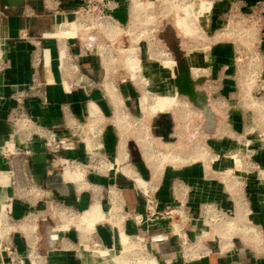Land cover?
Instances as JSON below:
<instances>
[{
	"label": "rangeland",
	"instance_id": "1",
	"mask_svg": "<svg viewBox=\"0 0 264 264\" xmlns=\"http://www.w3.org/2000/svg\"><path fill=\"white\" fill-rule=\"evenodd\" d=\"M107 1L109 2V0H82L79 6L75 7L72 0H63V3L52 6L56 8L45 10V13L51 17L50 32L54 30L56 21L58 22L62 15L71 16L72 19L77 20L78 34L76 41L78 44L87 43L90 46L92 53H90L89 58H92L97 66L94 69V75L97 79L96 81L94 80L93 84L91 82L92 78L89 77L91 74L90 68L81 67L78 63L80 57H71L69 55L71 53L67 43L70 40L63 39L68 47L66 49V68L69 67L70 69V72L64 75L65 80L68 83H72L74 88H80L86 84H88L87 89L94 86L95 90L99 89L101 95H104V91L106 92L104 88L106 80L112 81L117 89H119L120 85L130 91L129 93L134 97V100L130 107L126 106V104H121V101L118 100L119 104L117 105L119 107L114 109L113 104L106 96L105 101L108 103L106 106L100 107L97 104L103 114V117L99 116L98 118L89 117L84 106H81L85 117L81 121H77L72 130L69 129L68 132L64 130L63 134L58 135L59 142H61L60 140L63 142L57 151L51 145L49 134L46 131L42 135L20 132L15 134L16 136H13V138L11 137L9 142L15 145L16 150L14 152L18 153L15 159L20 162L27 155V151L22 148L26 144L24 138L38 137L36 139L41 145V149L55 161V169L52 175H61L64 167L67 166L64 164V160H68V165L73 170L82 173L84 185L80 190L77 185L70 183H66V185L71 187L74 196L79 194L94 198L92 203H87L83 207L77 206L76 208L68 207L67 204L63 203L69 201L67 199L56 200L52 207L50 202L42 201V205H44L47 212L53 213L57 220H61L60 225L67 224L70 232H75L76 240H79V244L87 246L85 247L87 251L105 249L110 246H104L96 240L93 243L90 241V243L83 242L90 234H82L83 232L81 231L76 232L75 224L78 216L95 201L102 205L104 211L112 209L110 211L112 218L120 219L131 241L129 251H121L118 255V258L127 262V264H147L146 260L149 257H154L158 264H163L149 245V236L155 224L176 225L177 231L173 230L169 231V233L176 237L177 248L175 252L181 255L183 259H186V255L200 257L205 252L210 253L209 249L200 250V246L203 245L206 238H210V240L206 239V242L216 245L221 238L226 237L233 242L238 241V243H241L246 248V252L255 260H261L264 257V233L260 222L252 218L251 215L246 216L244 219L235 216L233 212H226L217 207L221 217H214L209 211L213 209L212 205H214L215 201H213L212 195H208L206 191L207 202L202 203L196 217L194 219L190 217V221H188V218L182 216L188 206L184 198H187V194L190 192V189L182 180L184 179L181 176L182 169L198 164L213 167L215 163H219L218 157L214 159L218 156V152L214 150L217 146L219 147V138L215 136V129L219 125V119L221 118H215V111L216 113L217 111L222 113L226 106L222 109L216 104V92L218 91L214 88L216 86L215 79L211 78L210 75L209 78H203L206 85H202V83L195 85V91L204 93L206 96L207 105L203 109L195 107L189 102L187 97L183 95L177 96L174 93L173 96L176 99L185 103L182 110L169 108L165 114H160L159 112L150 114L148 110H145L147 106L151 107L154 105L155 99L172 94L176 90L174 85L176 66L173 68L172 60L176 63L177 61L169 45H175L179 49L178 55L185 61L189 60L191 63H196L193 67H197L202 65L200 57L208 56L215 50V47L220 44H226L230 47L228 48L229 50L227 49V53H233L232 62L237 73L233 77L237 81V92L233 93V95L230 94V96H233L234 99L238 96L241 99V103L244 101L239 104V109L245 116L243 124L245 127L238 135L227 138L225 150L230 151L231 146L234 149L232 150V155L240 151L247 156L248 163H255L247 153L251 144L247 146L246 142L251 141L253 143L254 140L255 146L260 144L264 146V137H256L252 140L250 139L251 133L248 134L246 131L250 130L251 127L255 129L253 135L260 136L264 134V129L262 128L264 120L261 117L264 114V61L260 57L259 61L250 62L251 55L259 53L257 42L260 36V23L256 24V21L248 19L246 15H242V19L238 18L236 12L225 8L228 0H205V2L199 3V9L194 5L201 0H141L143 4L140 2L137 7L131 5L133 14H131L128 0H121L120 8L113 6L111 3L107 5ZM206 1L212 2L210 17L213 18V22L211 21L208 26L204 23L206 16L201 18L202 15L207 13L205 6L209 2ZM183 2H189L193 6L182 5ZM220 12L222 15H220ZM109 23L112 26H116L118 30L117 34H111V38H108L107 35L111 27L108 26ZM247 31L255 35H253L254 38L251 42L245 37ZM64 36L65 33L59 38ZM165 41L169 45H166ZM51 43L55 46L56 44L60 45L56 39H52ZM4 45L5 41L0 44V53H3ZM99 47H103L106 50L105 53H100ZM60 48L59 46L58 49ZM131 52L136 55L138 60V68L133 63L131 64L137 69L136 71L132 68L129 69L131 66L127 67L123 63L126 54ZM0 59L2 60V56H0ZM162 62L169 63V69L170 66L171 69L163 68ZM105 63L109 64L110 69H106ZM255 66L257 68L253 69ZM3 67V62H1L0 72ZM189 69L193 81L201 78L200 73L198 74L199 71L194 68L195 75H193L191 68ZM137 74H140V80L139 78L136 79L135 76H138ZM135 79L137 82H135ZM142 79L147 84L142 82ZM90 84L93 85L91 86ZM170 88L173 90L169 91ZM122 108L126 109L127 117L121 114ZM22 114H25V111L20 106L13 112L11 111L7 118L14 124L16 119L26 118H22ZM161 115L168 117L165 135L157 133V128L155 127V121ZM247 116L249 118L248 123H246ZM106 131H110L114 135L116 144L120 139L118 146L122 141L126 144L127 153L128 150L138 152L137 154L141 157L142 163L135 167L127 159L125 163L117 166L116 171L110 169L108 164L116 158V145L114 152L109 153L105 150L102 140L104 141ZM86 141H100L102 147L100 149L94 148L89 152L86 147ZM142 142L148 143L150 146L147 153L140 147L143 144ZM70 150H72L71 153H69ZM7 155L11 156L12 154L9 153ZM168 155L170 157L169 160H165L164 156ZM226 157H229L228 154ZM126 165H129L140 177L149 182L150 188L147 194L137 189L134 181L121 173L120 169ZM159 165L160 167H158ZM156 172L161 174L157 178H153V173ZM1 175L8 182L7 174L2 173ZM251 176L252 174L250 173H236L235 177L239 181L245 182ZM217 177L220 176L218 174L214 175L209 170L206 180L213 183ZM26 178L30 179V176H19L14 171L9 186L19 201H8L7 204L20 205L23 202L22 199L30 197L25 195V190L27 191L28 188L25 189L22 186V183H26ZM168 181L169 187H171L169 194L175 192L179 199L182 196L184 197L183 201L172 202L171 200L169 205L160 202L159 192L165 186V182ZM121 185H126L127 188H131L136 193L138 200L141 201L140 208L132 211L121 203ZM173 185L175 186L173 187ZM40 190L49 192L50 188L46 183V185L43 184L40 187ZM112 190L117 193L119 199V203L114 207L109 198ZM197 191L196 188L191 190V193L195 194ZM1 192L2 189L0 195ZM242 193H246L245 186L242 188ZM31 197L33 199H36L35 197L44 199L41 196L34 197L31 195ZM151 201L158 203V212L165 211V208L169 206V210H176L179 213L172 214L170 218L156 220L155 224L147 222L146 218H149V214L144 217L146 215L145 208L146 205L147 207L151 206ZM36 204L37 202H33L31 205L35 206ZM139 214L143 216L142 220L135 219ZM13 215L9 210L6 220H4L5 218L3 219L5 224L3 220L0 221V229L4 224L0 233V241L10 243L12 247H15L14 243L18 241H24L25 243L28 241L32 245V242L35 241V233H33V229L26 226L30 220L28 222L27 218L18 219L13 217ZM94 225V228L98 225L107 226L109 230L111 228V222L109 221H102ZM188 225L190 228H200L199 232L195 233L196 238L191 240L186 234ZM244 225L251 230L244 229ZM206 233L208 235L205 237L204 234ZM183 234H186V239L190 244L191 249L189 251H187V246L181 245ZM138 235H140L139 238L142 240L140 245L137 244L138 241L136 240ZM198 257L193 258V260ZM102 262L100 261L98 264Z\"/></svg>",
	"mask_w": 264,
	"mask_h": 264
},
{
	"label": "crops",
	"instance_id": "2",
	"mask_svg": "<svg viewBox=\"0 0 264 264\" xmlns=\"http://www.w3.org/2000/svg\"><path fill=\"white\" fill-rule=\"evenodd\" d=\"M263 2L264 0H228L225 8L236 12V16L240 19L243 18L242 15H246L248 19L256 21V24L260 23V36L258 42H256L261 59L264 61ZM61 3H63V0H42L38 5H26L19 8L0 6V33L7 36L2 53L4 67L0 72V173H6L8 176L5 190L9 201H19L9 186L14 171L19 176H30V179H25V184L22 183L25 189L28 188L27 191L25 190L26 196H41L44 198L37 199L35 197L36 199H33V197H29L22 199L23 202L20 205L11 204L10 212L14 214L13 217L18 219L27 218L28 222L30 220L26 226L33 229L35 241L32 242V245L28 241L26 243L18 241L14 243L15 247H12L10 243L0 241V264H10L9 251H14L15 255L21 260V264H84V260L78 254L79 251L85 250L84 245L79 244L80 242L76 240L75 232L71 233L68 227L66 231H62V226L64 225L59 224L61 220H57L53 213L47 212L44 205H42V201L50 202L52 207L56 200L67 199L69 201L63 203L67 204L68 207L76 208L77 206L83 207L87 203H92L94 199L79 194L74 196L71 187L66 185L67 182H63L66 187L64 193L53 189H50L49 192L41 191L40 187L43 184L46 185V183L49 185V180L54 177L52 173L55 169V161L41 149L36 136L37 139L33 137L27 139V137L24 138L22 135L26 142L22 148L27 151V155L21 162L15 159L18 153L14 152L11 153V156L7 155L9 152L4 149V146L10 141L11 137L16 136L13 123L7 118L8 114L21 106L29 120L35 122L44 131L54 132L60 136L64 133V130L67 132L69 129L72 130L75 123L85 117L81 106H84L85 109L87 103L92 102L100 107L106 106L108 104L105 101L107 96L114 106V100L118 97L123 104L130 107L134 100V97L129 93L130 91L120 85L119 89L116 87L111 90L107 89V93L104 91V95H101L99 89L95 90L94 86L87 89L88 84H86L83 87L74 88L72 83H68L65 80L64 75L69 73L70 69L69 67L64 69V64L61 60L63 45L55 36L57 33V17L55 18L56 26L50 32L51 17L45 13L46 9L56 8L52 6H57ZM210 15H207L204 19L206 26L213 19ZM220 15H222L221 12ZM253 38L251 41H253ZM52 39H56L60 45L56 44L55 46L51 43ZM67 44L70 47L69 52L71 54L69 55L71 57H80L78 63L81 67L90 68L91 74L89 77L92 78L91 82L94 84V80L96 81L97 79L94 75V69L97 66L95 61L89 58L90 53H92L90 46L87 43L78 44L76 38L70 39ZM59 46L61 47L60 49H58ZM228 48L230 47L226 44L218 45L208 56L200 57L202 65L197 66L199 69L198 74L200 73L201 78H209L211 75V78L215 79L216 86L214 88L218 91L216 92V104L222 109L226 106L222 113L218 111L216 113L215 111V118H221L219 119V125L215 129V136L219 138V147L217 146L214 150L218 152V156L214 159L218 157L219 163H215L213 167L198 164L182 169L181 176L184 178L182 180L190 189L187 198L182 196L179 199L175 192L169 194L171 187H169L168 181L165 182V186L159 192V200L169 205L171 200L172 202H180L184 198L188 206L182 216L190 221V217L193 219L196 217L202 203L207 202L206 191L208 195H212V199L215 201L214 204L217 207L226 212H233L235 215L237 198L242 197L247 202V210L249 212L247 216L251 215L252 218L257 219L264 233V179L258 178L253 168L254 164L264 167V150L256 152L253 156L252 161L255 163H249L251 170L248 172L252 176L247 178L245 182L239 181L235 177L237 172L233 171L227 175L223 164L224 157L234 150L231 146L230 151L225 150L227 147L225 141H227L228 137L241 133L245 127L243 126L245 116L239 109V104H242L241 99L238 96L236 99L230 96V94L233 95V93L237 92V81L233 79L237 73L233 67V53H227ZM99 49L100 53H102L101 47ZM84 53H86L85 56ZM186 61L188 66L193 67L196 64L191 63L189 60ZM192 73L195 75V70ZM93 84L90 85L92 86ZM68 86H70V92ZM83 90H85V93ZM261 117L264 120V114ZM248 122L249 118L247 116L246 123ZM262 128L264 129V125ZM254 130V128L250 127V130L246 131L248 134L251 133L250 139L252 140L258 137V135H253L255 133ZM105 133L104 141L102 140L104 148L109 153L114 152L115 145L117 147L120 139L116 144L114 135L110 131ZM254 143L255 141L253 140L252 149L256 148ZM71 152L72 150L69 153ZM137 153L129 150L127 153V159L135 167L142 163L141 157ZM117 154L118 149H116L115 159L119 158ZM53 157L55 158V156ZM226 159L228 158L226 157ZM232 162L231 160L228 161L230 167ZM209 170L214 175L218 174L220 176L213 183L206 180ZM224 174H226L225 179H222ZM153 178H155L154 175ZM244 186L246 187L245 194L242 193ZM77 187L79 190L82 188V186ZM121 187V203L132 211L140 208L141 201L138 200L136 193L131 188H127L126 185H121ZM196 188L198 191L195 194L191 193V190ZM33 202H37V204L35 206L31 205ZM95 204H99L103 210L102 205L98 201H95L87 209ZM103 212L107 213L108 211L103 210ZM99 222L102 221L97 222L96 219L91 224V227ZM112 226L118 227L120 224L112 221L110 230L107 226L98 225L94 232L89 237H86L83 242L90 241L93 243L96 240L104 246H114L115 230ZM165 226L166 224H155L149 236V245L163 264H264V257L261 260H255L246 252V248L241 243H238V241L233 242L231 239L229 241L228 239L225 240L226 237L221 238L216 245L206 242V239L210 240V238H206L203 245L200 246V250L209 249L210 253L205 252L196 260L183 259L181 255L175 252L177 248L176 237L170 235ZM197 228H190L189 225L186 227V234L190 240L196 238L195 233L199 232L198 230L200 229ZM75 230L76 232L79 231L77 228ZM204 235L206 237L208 233ZM226 241H228V245L223 246Z\"/></svg>",
	"mask_w": 264,
	"mask_h": 264
},
{
	"label": "bare ground",
	"instance_id": "3",
	"mask_svg": "<svg viewBox=\"0 0 264 264\" xmlns=\"http://www.w3.org/2000/svg\"><path fill=\"white\" fill-rule=\"evenodd\" d=\"M125 1H127V0H125ZM138 1L141 2V4H143V2L141 0H138ZM201 2H205V0L198 1V3L194 6L197 9H199V3H201ZM206 2H209V1H206ZM182 5H188V7L193 6L192 4H189V2H183ZM137 6L138 5H136V7ZM207 6H205V10H207V13L202 15L201 18L210 14V12L212 10V2H209V4ZM129 8H130L131 14H133L132 6L130 3H129ZM135 11H137V10H135ZM108 26H111V27H110V29H109L110 31L108 32L107 35H108V38H111L112 37L111 34H113V33L117 34L118 30L116 29L117 28L116 26H112L110 23ZM57 33L55 36L63 45V52H62L63 54H62L61 60H62V63L64 64V69H66L67 51H66V45H65V42L63 41V39H66V40L69 39L70 40V39L77 38V34H78L77 20L74 18L72 19L71 16L68 17L67 15H62L61 18L59 19V21L57 22ZM63 33H65V36L63 38H59V36H61ZM252 36H253V34H251L248 31H247V34H245V37L247 39H249L250 41L253 38ZM6 38H7V36L5 34L0 33V44L4 43ZM105 51L106 50H104V48L101 47L102 54L105 53ZM2 55L3 54L0 53V56H2ZM123 63L127 67L131 66V67H129V69L132 68L135 71L137 70L134 68V66L131 65L133 63L134 65H136V67L138 66L137 57L133 52L126 54V56L123 60ZM162 64L164 65L163 68L169 70V65H170L169 63L162 62ZM175 66L173 63V68ZM105 67H106V69L110 68L108 63H105ZM190 68H191V72H193L194 68L197 71H199L198 67L190 66ZM137 75L138 76H135L136 79L140 77V74H137ZM136 79H135V82H137ZM139 80H140V78H139ZM141 81L144 82L145 84H147V82L145 80L142 79ZM115 87L116 86L112 83V81H106L104 83L105 90H107V89L111 90L113 88L115 89ZM68 90L70 92V86H68ZM171 90H173V89L170 88L169 91H171ZM174 93H175V95H177V92L175 90V92L173 91L172 94L170 93L169 95L155 99L154 105H152L151 107L147 106L145 108V110H148V112L150 114H153L155 112H159L160 114H165L168 112L169 108H178V109L182 110L183 107L185 106V103H182V102H180V100L176 99L173 96ZM146 98H148V97L146 96ZM118 100L121 101L118 97L114 100V106L115 107H119L117 105V104H119ZM116 101H117V103H115ZM121 104H123L122 101H121ZM85 109H86V112L89 115V117L98 118L99 116H102V112H101L100 108L95 103H92V102L87 103ZM125 110L126 109L122 108L121 114H124L125 115L124 117H127ZM13 129H14V134H18L20 132L30 134V133H37L39 131L40 127L37 126L36 123L33 122L32 120L16 119L14 121V124H13ZM95 137H97V136H95ZM62 142H63L62 140H61V142L55 141L53 143V146L57 149L58 147H60L62 145ZM142 143H143L142 144L143 146L140 145V147H142L143 150H145V152L147 153V150H149L148 148L150 146L148 145V143H144V142H142ZM86 147L88 148V151L91 152V150H93L94 148L100 149L102 147V145H101L100 141H98V142L97 141H95V142L86 141ZM4 149L9 153H14V151L16 150L15 145L10 143V142H7L5 144ZM116 149H118L117 156H119V158L114 159V161H112L108 164L110 169H113L115 171L117 170L118 165L125 163L127 160L126 144L123 141L120 142L119 146L117 145ZM228 156H229L228 159H225L223 162V164L225 165L224 168H225V172L227 175L233 171L237 172V173L245 174L251 170V166L249 165V163L247 161V156L245 154H243L242 152L238 151L237 153H235L233 155H232V153H229ZM169 158H170L169 155L164 156L165 160H169ZM171 159H173V158H171ZM229 160L233 161L231 167L228 164ZM66 163H67V161L64 160V164H66ZM158 167H160V165ZM120 171L123 175L128 176L129 178H131L134 181L137 189H139L142 192H144L145 194H147L148 189L150 188L149 182L145 181L142 177H140L135 171L132 170V168L129 167V165L123 166L120 169ZM161 173H162V171H161ZM1 174L2 173H0V189H2V192L0 195V221L3 220L4 218H5L4 220H6L7 213L11 209V205L7 204V202L9 201V198H8V196L6 194V190H5V188L7 186V182ZM159 174L160 173H158V172L153 173L155 178H157V176ZM226 174H224L222 176V179H225ZM61 177H62L63 182H67V183L74 184L77 186H83L84 185L82 173L73 170L71 168V166H69L68 164L66 167H64V170L61 174ZM110 193L111 194H110L109 198L111 200L112 206L114 207L115 205H117L119 203V199L117 197V193L114 190H112ZM235 206H236V215L235 216L242 217L245 219L246 216L249 214V212L247 210V202L242 197H238ZM110 211H112V209H109V211L107 213H104L101 206L99 204H95L92 207H90L89 209H87L86 211H83L77 218L75 227L77 228V230L83 232L82 234H84V233L91 234L94 232V230L96 229V228H94L95 225H93L91 227V224L93 223V221H96V219H97V222L98 221H111V222L113 221L114 223L120 224V226H118V227L112 226L113 229L115 230V244H114V246L111 245L108 248L98 249V250H93V251H87L85 249V250L78 252V254H80L82 260H84L83 261L84 264H98V262H100V261H103L101 264H127V262H124L121 259H119L118 255L121 253V251H126V252L129 251V248L131 247L130 246L131 241H130V238L126 234L124 226L121 224L120 219L116 218V217L112 218ZM4 224H5V221H4ZM3 225H2V227H3ZM2 227L0 229V233L2 232ZM67 227H68L67 224L62 226V231H66ZM165 228L168 231H173V230L175 232L177 231L176 225H171V224L166 225ZM243 228L244 229H250V228L246 227L245 225L243 226ZM116 238H117V241H116ZM227 239L228 238H225V240H227ZM137 241H141V239L139 238ZM224 245L227 246L228 241H226V243H224L223 246ZM85 247H87V246H84V248ZM146 263L147 264H158L157 260L154 257L147 258Z\"/></svg>",
	"mask_w": 264,
	"mask_h": 264
},
{
	"label": "built area",
	"instance_id": "4",
	"mask_svg": "<svg viewBox=\"0 0 264 264\" xmlns=\"http://www.w3.org/2000/svg\"><path fill=\"white\" fill-rule=\"evenodd\" d=\"M263 4H264V2H263ZM260 57L261 56H260L259 53L253 54L250 57V62L253 63L254 61H259L260 60ZM1 62H2V60L0 61V64H1ZM254 68L256 69L257 67L255 66V67H253V69ZM263 68H264V66H263ZM24 117H26L27 120H29L28 119L29 117L27 116V114H22V118H24ZM43 133H45V131L40 128L39 131L36 134L42 135ZM47 133L49 134V141L51 142V145L52 146H53V143L55 141L56 142H59V138H58V135L57 134H55L54 132H47ZM259 137H264V134H261L260 136L258 135V138ZM261 141H263V139H261ZM250 144H251V146L249 147L250 149L247 150V153L250 155V158L253 159V156L256 154V152H261L262 150H264V146L262 144H260V145L256 146L255 149H252L253 143L251 141H247L246 142V145L247 146L250 145ZM58 148L56 149L54 147V149L56 151L58 150ZM65 161H67V163H66V165H67L68 164V160H65ZM251 163H253V162H251ZM253 168L255 170V173H256L257 177L260 178V179H264V167H262V166H260L258 164H254ZM150 204H151V206H149V207H147V205H146V208H145V214L146 215H144V217H146L147 214H149L148 215L149 218L148 219L146 218V221L147 222L149 221L150 223H153V224H155L156 220H160L162 218H170L172 216V214H176L177 212L179 213V211H176V210H169V206H167L165 208V211L158 212L157 211L158 203L157 202L154 203L153 201H151ZM214 205H212L213 206V209H211L209 211V213H212L214 217H221L220 216V212L217 210V206L216 205L214 206ZM142 218H143V216H141L140 214L135 217L136 220H142ZM139 237H140V235H138L136 237V240H138ZM182 239H183V241L181 242V245L187 246L188 247V250L187 251H189V249H191V247H190V244L188 243V241L186 239V234H183ZM141 242H142V240L141 241H138L137 244L140 245ZM185 257H186V259H193V258L198 257V256L186 255ZM9 263L10 264H21V260L15 255L14 251H9Z\"/></svg>",
	"mask_w": 264,
	"mask_h": 264
},
{
	"label": "water",
	"instance_id": "5",
	"mask_svg": "<svg viewBox=\"0 0 264 264\" xmlns=\"http://www.w3.org/2000/svg\"><path fill=\"white\" fill-rule=\"evenodd\" d=\"M3 5L6 7H21L23 6V1L21 0H2ZM176 69L179 72V75L175 76V89L177 95H183L188 98L189 102H191L198 109H203L204 106L207 105L206 96L204 93H197L195 91V85L201 84L202 80L198 79L197 81H193L190 76V69L187 62L182 59L178 64L176 63ZM198 100V101H197ZM166 115H161V117H165ZM50 184L48 187L50 189L56 190L60 193H64L66 187L63 183L61 175H55L50 180Z\"/></svg>",
	"mask_w": 264,
	"mask_h": 264
},
{
	"label": "flooded vegetation",
	"instance_id": "6",
	"mask_svg": "<svg viewBox=\"0 0 264 264\" xmlns=\"http://www.w3.org/2000/svg\"><path fill=\"white\" fill-rule=\"evenodd\" d=\"M23 1V6L26 5H38L40 3V0H21ZM96 1V0H95ZM73 4L75 5V7L79 6V4L82 2V0H72ZM128 2L133 6L136 7V5H140V2L138 0H128ZM109 3H111L113 6H116L117 8H120V5L122 3L121 0H109V2L107 1V5H109ZM0 6H3L5 8H14V7H6L3 5V1L0 0ZM21 6V7H23ZM15 8H19V7H15ZM166 45H169L168 42H166ZM169 47L171 48V52L173 53L177 63L179 64L182 60V58L178 55L179 53V49L175 46V45H169ZM174 63V66L176 65V62L174 60H172ZM171 68V66H170ZM170 70V69H169ZM179 75L178 70L176 69V73L175 76ZM202 80V85H205V80L203 78H200ZM200 94V93H199ZM198 101V100H197ZM168 117H159L156 121H155V127L157 128V133H159L160 135H165V131H166V122H167Z\"/></svg>",
	"mask_w": 264,
	"mask_h": 264
},
{
	"label": "trees",
	"instance_id": "7",
	"mask_svg": "<svg viewBox=\"0 0 264 264\" xmlns=\"http://www.w3.org/2000/svg\"><path fill=\"white\" fill-rule=\"evenodd\" d=\"M132 152H134V153H135V151H133V150H132Z\"/></svg>",
	"mask_w": 264,
	"mask_h": 264
}]
</instances>
